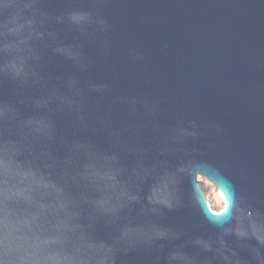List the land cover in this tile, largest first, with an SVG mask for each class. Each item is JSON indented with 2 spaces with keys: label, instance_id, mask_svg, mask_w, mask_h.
Wrapping results in <instances>:
<instances>
[{
  "label": "water",
  "instance_id": "1",
  "mask_svg": "<svg viewBox=\"0 0 264 264\" xmlns=\"http://www.w3.org/2000/svg\"><path fill=\"white\" fill-rule=\"evenodd\" d=\"M0 264H264V0H0Z\"/></svg>",
  "mask_w": 264,
  "mask_h": 264
},
{
  "label": "rangeland",
  "instance_id": "2",
  "mask_svg": "<svg viewBox=\"0 0 264 264\" xmlns=\"http://www.w3.org/2000/svg\"><path fill=\"white\" fill-rule=\"evenodd\" d=\"M197 181L200 184V187L204 193L205 198L209 202L211 208H213L215 211H219L222 209V199L215 190V188L207 182L204 178L197 177Z\"/></svg>",
  "mask_w": 264,
  "mask_h": 264
}]
</instances>
